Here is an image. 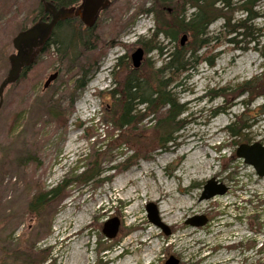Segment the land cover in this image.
Listing matches in <instances>:
<instances>
[{"label":"rangeland","instance_id":"obj_1","mask_svg":"<svg viewBox=\"0 0 264 264\" xmlns=\"http://www.w3.org/2000/svg\"><path fill=\"white\" fill-rule=\"evenodd\" d=\"M166 5L157 0H111L99 14L91 36L96 50L63 60L50 46L38 52L25 74L4 90L0 108V264H67L69 248L80 236L87 242L81 249L86 264H116L119 257L113 256L120 243L133 235H137L135 243L142 242L143 236L138 235L143 234L144 224L160 234L161 250L143 264H164L169 256L179 264H264V176H258L252 165L236 155L241 143H264V0L256 1L254 17L245 23L253 29L251 36L228 34L226 19L217 17L202 36L207 44L198 48L187 33L172 39L159 31L167 29L165 24L177 13L189 15L195 8L185 0H168ZM42 9L40 0H0V83L11 66L8 57L15 51L12 38L41 19ZM227 16L233 24L248 15L236 10ZM184 34L183 46L196 49V58L189 60L188 69L172 84L177 83L172 90L185 107L177 118L181 125L171 134L173 141H159L162 133L156 124L160 112L148 111L140 122L115 129L112 110L119 107L109 90L121 88L132 68L131 53L144 48L137 76L150 77L167 60L151 47L173 50L181 46ZM119 57H123L121 64L114 66ZM54 72L57 76L44 87ZM84 73L86 81L79 86ZM251 79L254 88L247 91L243 84ZM193 144L199 148L196 161L206 165L204 169L188 160L185 151ZM95 155L102 173L88 182L74 180ZM146 168L148 182H155L158 175L171 184L172 195L184 198L183 190H188L187 197L194 203L178 214L181 228L177 234L193 233L177 239V248L169 245L174 231L162 221L160 201L148 190L135 211L140 219L132 227L126 225L128 204L122 205L118 199L116 185ZM192 169L200 172L195 181L189 174ZM211 178L228 190L200 200L203 186ZM63 180L70 185L60 189V197L38 203V192ZM132 186L128 184L134 189ZM149 203L155 205L168 233L149 220ZM84 209L88 210L85 225L76 238L64 239L60 216L70 211L68 223L75 224ZM195 215L206 217L207 223H186ZM112 219L118 222V230L115 237L108 238L103 227L112 226ZM88 230L91 237L85 235ZM129 264L142 263L135 256Z\"/></svg>","mask_w":264,"mask_h":264},{"label":"trees","instance_id":"obj_2","mask_svg":"<svg viewBox=\"0 0 264 264\" xmlns=\"http://www.w3.org/2000/svg\"><path fill=\"white\" fill-rule=\"evenodd\" d=\"M47 1L57 8H66L80 2V0ZM157 1L160 5L164 7L167 6L166 2L168 0ZM256 1L257 0H185L188 6L195 8L194 11L189 15H185L184 12L177 13L169 23L165 24L167 29L158 30L172 39H178L180 33H187L194 40V44L198 45V48L199 46L203 47L207 44L205 38L202 36H206L208 25L215 18L224 17L226 19V26L228 27L227 31L248 37L251 36L253 29L245 23L254 17L253 8L256 5ZM216 4L222 5L216 6ZM236 10H243L248 16L245 20H240L237 23L231 24V19L227 16V13ZM39 14H41L43 18L47 16L43 9ZM94 28L95 26L92 28H83L82 23L76 17L58 20L50 37L41 46L33 47V49H37L38 52H43L46 48L51 46L55 48L60 59H76L81 52L87 53L96 50V42L91 40V36L95 31ZM238 28H243V33L237 31ZM157 33L158 32L155 31V34ZM140 39L141 38H138V40ZM151 48L159 50L160 54L164 53V58L167 60L162 66L155 69L153 75L150 77L137 76L138 71L132 67L129 74L124 77L120 85L121 88H111L109 90L111 98L116 104L118 103L119 107L117 108L115 106L112 110L113 117L111 122L115 124L116 127L114 128L119 130L140 122L149 112L154 114L160 112L156 127L157 130H160L162 133L159 137L160 143H166L173 141L171 134L177 131L181 125V121L177 118L185 109L184 104L177 100L172 90L174 87H177V83H175L174 86H172V84L177 80L176 77L181 72L188 69L190 65L189 60L196 58V49L188 50L183 45L174 47L173 50H168V48L161 46H154ZM165 48L166 50H164ZM79 49H83V51ZM122 59L123 57H119L114 66H119ZM34 62L35 58L32 60V63ZM127 66L128 65H126V68L128 69ZM27 69L28 68L23 69L20 78L25 74ZM86 75L87 73H84L83 78L78 80L79 86L84 85ZM243 85L246 86L245 88L247 91L251 90V88H254V80L245 81ZM262 93L264 94V85H262ZM141 105H144L143 109L139 108ZM163 107L165 108L162 112L160 109ZM230 129L233 131L232 127H230ZM93 158V160L85 165L82 172L76 175V179L74 180H81L84 182L87 180L88 182L102 173L103 170L100 168L101 165L97 163L96 155ZM114 168L115 167H112L111 169ZM68 185H70V183L67 180H63L54 188L38 192L35 197L38 201L48 197L55 198L60 194V189Z\"/></svg>","mask_w":264,"mask_h":264},{"label":"water","instance_id":"obj_3","mask_svg":"<svg viewBox=\"0 0 264 264\" xmlns=\"http://www.w3.org/2000/svg\"><path fill=\"white\" fill-rule=\"evenodd\" d=\"M40 1L43 5L44 12L48 13V18L46 20L39 19L30 27L19 31L12 38V46L15 49V52L11 53L8 57L11 66L6 77L0 83V108L2 106L3 92L5 88L19 79L22 67L26 68L32 64V60L38 52L37 49H33V47L41 46L50 37L58 20L78 17L85 27L91 28L95 25L99 13L107 9L111 4V0H81L77 6L57 8L47 0ZM186 40L187 35L184 34L181 37L180 44L184 45ZM143 57L144 50L142 47H137L131 53L130 58L134 69L140 67ZM56 76V72L50 74L43 86H47ZM236 155L242 158L245 163L252 165L258 176H264V145L260 142H253L250 144L241 143L236 149ZM227 190V186L222 183H217L215 178H211L204 184L199 199H209L216 195L224 194ZM146 207L149 220L162 226L157 216L155 205L149 203ZM111 221H114L112 226L107 228L105 226L103 228V232L108 237H114L118 228V222L115 221V219H112ZM186 223L192 226H202L207 223V218L195 215L189 217L186 220ZM165 231L168 232L166 228ZM166 264H179V261L171 257L166 261Z\"/></svg>","mask_w":264,"mask_h":264},{"label":"bare ground","instance_id":"obj_4","mask_svg":"<svg viewBox=\"0 0 264 264\" xmlns=\"http://www.w3.org/2000/svg\"><path fill=\"white\" fill-rule=\"evenodd\" d=\"M252 20V19H251ZM243 28H238L237 31L243 33ZM228 34L237 36L235 32L227 31ZM242 36V35H241ZM247 60H252L251 57H247ZM193 144L190 146L185 153L188 154V160L192 162L191 165H198L196 168L204 169L206 165L201 162H197L196 159L198 157L197 151L199 148L195 147ZM148 169H144L140 175H134L135 177H131L128 182L122 183L120 181V185H116L115 192L118 196V199L121 201L122 205L128 204V209L125 212V216L127 217L126 225L128 227H132L135 225L138 219H140L136 214V209L140 204V200L145 196L146 190L151 193V196L160 201V211L161 217L164 224L172 227V231H174V236H172L169 245L177 248V239L186 238L187 236H191L192 231H183L177 234V229L179 227L177 218L179 212L182 210L190 209L194 206V203L190 200L188 190H183V193L186 195L184 198L177 197L172 195L171 184H165L160 176L155 177V182H148L147 178ZM197 172L192 169L189 172L191 175V181H195L200 178ZM132 183L133 188H128V184ZM191 184L188 186L190 187ZM188 189V188H187ZM170 197V199H168ZM86 213L88 210H83L76 218L75 224L68 223V216H71L70 211L64 213V215L60 216L59 221L63 222L64 228L63 232L66 234L64 239L76 238L80 229L85 225L84 221L86 219ZM65 222V223H64ZM162 222V223H163ZM73 223V222H72ZM144 230L143 238L144 241L141 243H135L134 240L137 239V235L130 236L127 240L120 243V247L127 246V250L124 254L117 252L114 254L113 259L119 257V261L116 264H129L136 259L140 263H144L147 261L151 255L159 253L161 250V241L160 234L156 232V230L150 226L149 224L142 225ZM176 230V231H175ZM63 239V240H64ZM196 241V240H195ZM87 242L85 241L83 236L77 237V241L74 243L72 247L69 248L70 252L67 254L66 262L67 264H86L87 258L86 253L81 249L85 247ZM54 244H49L48 247L53 246ZM181 245V244H180Z\"/></svg>","mask_w":264,"mask_h":264},{"label":"flooded vegetation","instance_id":"obj_5","mask_svg":"<svg viewBox=\"0 0 264 264\" xmlns=\"http://www.w3.org/2000/svg\"><path fill=\"white\" fill-rule=\"evenodd\" d=\"M45 17H47V16H45ZM70 18H72V17H70ZM70 18H66V19H70ZM64 20H65V19H64ZM83 25H84V24H83ZM83 28H86L85 25H84ZM24 68H25V67H22L20 73H22V71H23ZM20 75H21V74H20ZM14 83H15V82H14ZM14 83L9 84L8 86H10V85H12V84H14ZM8 86H7V87H8ZM260 143H261L262 145H264V143H262V142H260ZM41 201H42V200L38 201V203H40ZM159 221H160V223H161V220H160V219H159ZM105 224H106V223H105ZM161 224H162V223H161ZM104 227H105V225H104ZM104 227H103V228H104ZM162 227H163L164 229L166 228L165 226H163V224H162ZM166 229H167V228H166ZM117 230H118V228H117ZM167 230H168V229H167ZM88 231H89V230H88ZM86 232H87V231H85V233H86ZM168 232H169V231H168ZM168 232H166V233H168ZM103 233H104V232H103ZM104 234H105V233H104ZM116 234H117V232H116ZM116 234H115V236H116ZM105 236H106V235H105ZM115 236H114V237H115ZM106 237H108V236H106ZM108 238H113V237H108ZM169 243H170V242H169ZM95 249H96V248H95ZM102 252H103V254H107L109 251H102ZM118 252H120L121 254H124V253L126 252L124 246H123V247H120ZM116 253H117V252H116ZM171 257L174 258L175 260H177V258H175V257H173V256H169L168 259L171 258ZM116 258H117V257H116ZM168 259H167V260H168ZM167 260H166V261H167ZM166 261H165L164 264H166Z\"/></svg>","mask_w":264,"mask_h":264}]
</instances>
